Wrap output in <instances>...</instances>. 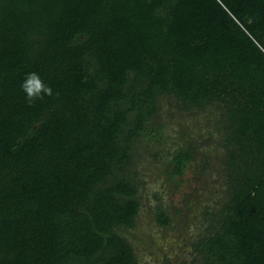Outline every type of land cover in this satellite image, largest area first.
<instances>
[{"label": "trees", "instance_id": "1", "mask_svg": "<svg viewBox=\"0 0 264 264\" xmlns=\"http://www.w3.org/2000/svg\"><path fill=\"white\" fill-rule=\"evenodd\" d=\"M30 72L53 89L31 106ZM168 98L216 116L225 148L228 199L195 251L264 264V0H0V264H140L125 169L140 137L164 139Z\"/></svg>", "mask_w": 264, "mask_h": 264}, {"label": "rangeland", "instance_id": "2", "mask_svg": "<svg viewBox=\"0 0 264 264\" xmlns=\"http://www.w3.org/2000/svg\"><path fill=\"white\" fill-rule=\"evenodd\" d=\"M189 113L165 99L159 123L164 139L142 136L136 142L126 173H134L142 201L136 227L126 235L140 264H203L194 243L207 236L214 214L228 199L224 164L225 148L216 116ZM197 148V160L187 172L174 178L167 166L181 146ZM166 211L172 222L161 225L157 210Z\"/></svg>", "mask_w": 264, "mask_h": 264}, {"label": "clouds", "instance_id": "3", "mask_svg": "<svg viewBox=\"0 0 264 264\" xmlns=\"http://www.w3.org/2000/svg\"><path fill=\"white\" fill-rule=\"evenodd\" d=\"M20 87L25 93V99L29 106L34 104L37 100H44L46 96H53L52 87L44 84L42 77L37 72L27 73ZM55 95L58 97L59 93L57 92Z\"/></svg>", "mask_w": 264, "mask_h": 264}]
</instances>
